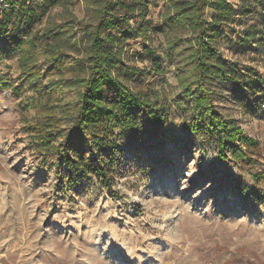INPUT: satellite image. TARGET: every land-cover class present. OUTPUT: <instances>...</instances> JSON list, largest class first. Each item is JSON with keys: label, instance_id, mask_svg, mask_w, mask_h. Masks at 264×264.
<instances>
[{"label": "rangeland", "instance_id": "1", "mask_svg": "<svg viewBox=\"0 0 264 264\" xmlns=\"http://www.w3.org/2000/svg\"><path fill=\"white\" fill-rule=\"evenodd\" d=\"M34 1L47 9L36 30L49 22L66 25L76 41L69 53L79 55L84 31L77 21H94L86 2ZM231 1L251 12L238 14L241 20L232 23L221 47L242 68L264 73V44L240 42L248 25L264 29V4ZM147 3L149 38L127 40V59L146 70V83L158 91L160 102L167 101L170 117L155 130L144 124L138 136L115 130L121 150L112 188L95 173L64 188L59 175L68 171L65 164L42 154L28 126L54 114L61 142L73 126L64 103L76 92L41 91L57 74L47 72L41 57L44 73L23 77L19 50L0 40V264H264V83L256 94L233 85L218 88V109L260 142L253 150L244 146L249 163L230 150L221 156L217 142H204L183 126L191 109L178 101L177 62L155 28L166 0ZM149 42L163 57V73H150V59L131 54Z\"/></svg>", "mask_w": 264, "mask_h": 264}, {"label": "trees", "instance_id": "2", "mask_svg": "<svg viewBox=\"0 0 264 264\" xmlns=\"http://www.w3.org/2000/svg\"><path fill=\"white\" fill-rule=\"evenodd\" d=\"M84 1L94 21H77L84 31V46L76 57L69 53L76 42L69 27L49 22L36 30L47 9L34 0H0V40H4L2 46L19 50L23 77L44 73L41 57L47 72L57 74L41 91L49 96L52 90L62 92L65 87L76 92L64 103L71 109L73 126L61 142L57 140L63 135L62 127L55 124L54 114H45L44 122L28 126L42 154L65 164L68 171L59 175L64 179V188L68 183L77 186L91 173L112 188L121 150L114 139L115 130L138 136L144 124L158 129L168 122L170 108L167 101H159L158 91L146 83V70L127 59V40L149 38L152 21L146 18L148 0ZM58 2L53 0L51 4ZM248 12L251 9H238L231 0H166L162 22L155 25L165 36L168 55L177 62L181 91L178 101L191 109L183 126L204 142H217L221 156L228 157L230 150L235 159L245 163L250 157L244 146L253 150L260 142L236 119L220 111L215 98L221 93L218 88L224 90L232 85L253 94L263 90L264 73L251 66L242 68L221 47L232 23L241 20L238 14ZM187 30L190 33L184 37ZM240 42L264 44V29L248 25ZM131 54L141 60L150 59V73L165 71L163 57L151 42L141 52ZM179 57L184 59L180 63Z\"/></svg>", "mask_w": 264, "mask_h": 264}]
</instances>
